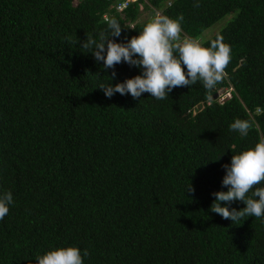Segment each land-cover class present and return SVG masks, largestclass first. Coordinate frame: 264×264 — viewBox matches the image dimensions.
Returning a JSON list of instances; mask_svg holds the SVG:
<instances>
[{
  "label": "trees",
  "instance_id": "16d2710c",
  "mask_svg": "<svg viewBox=\"0 0 264 264\" xmlns=\"http://www.w3.org/2000/svg\"><path fill=\"white\" fill-rule=\"evenodd\" d=\"M125 1L0 0V193L13 194L0 264H37L68 246L83 264H264V218L210 211L212 193L227 191L222 165L264 139V0H139L118 11ZM141 5L151 18L183 14L181 39L232 16L202 41L231 46L224 79L163 100L106 97L113 69L81 43L112 18L122 26L112 39L127 43L151 20ZM114 71L113 85L141 69ZM235 119L252 123L247 136L229 129Z\"/></svg>",
  "mask_w": 264,
  "mask_h": 264
},
{
  "label": "clouds",
  "instance_id": "9594fccd",
  "mask_svg": "<svg viewBox=\"0 0 264 264\" xmlns=\"http://www.w3.org/2000/svg\"><path fill=\"white\" fill-rule=\"evenodd\" d=\"M138 1L126 0L120 5L125 4L126 9L129 4ZM194 6L199 7V0ZM183 20V14L170 18L156 12L139 35L133 36L127 43H117L112 39L119 37L122 31V26L115 18L107 21L108 30L99 32L98 38L86 34L81 47L89 50L96 62L103 61L104 70L113 69L110 83L100 87L105 96L111 98L115 93H120L138 99L143 93H149L151 97L163 100L169 97L175 87L192 86L199 81L206 89H213L221 82L231 61V46L224 42L223 36H217L208 47L196 38L185 36L181 39ZM121 62L137 67L141 72L113 85L111 80L116 78L115 65ZM226 92L230 94V91ZM229 96L227 99L231 98ZM251 128L252 123L242 119H235L229 125L231 131L239 132L241 136H247ZM222 167L226 173L222 186L227 187V191L212 193L215 200L210 211L233 223L244 217L264 218V187H255L253 190L254 186L264 182V139L253 148L233 155L230 165L224 164ZM194 191V187L189 184L186 192ZM233 201H242L246 207L230 210L227 204ZM222 202H226L225 206H222ZM12 203L11 191L0 193V220L9 213ZM87 255L89 253L85 249L83 256ZM36 261L37 264H83L81 251L76 246L54 248L38 256Z\"/></svg>",
  "mask_w": 264,
  "mask_h": 264
},
{
  "label": "rangeland",
  "instance_id": "374dc122",
  "mask_svg": "<svg viewBox=\"0 0 264 264\" xmlns=\"http://www.w3.org/2000/svg\"><path fill=\"white\" fill-rule=\"evenodd\" d=\"M79 0H74V3L77 4ZM151 18V14L147 11H143L142 15L140 17V20L145 21L147 19ZM232 18V16H227L225 19L221 20L220 22H218L217 24H215L214 26H212L210 29H208L202 36V39L200 40L205 41L210 39L212 36H214L216 33H218L219 31H221V29H223V27H225L229 20ZM230 94H226L225 97L223 99H227L229 98Z\"/></svg>",
  "mask_w": 264,
  "mask_h": 264
},
{
  "label": "built area",
  "instance_id": "2783aa9c",
  "mask_svg": "<svg viewBox=\"0 0 264 264\" xmlns=\"http://www.w3.org/2000/svg\"><path fill=\"white\" fill-rule=\"evenodd\" d=\"M132 1H136V0H132ZM125 4H123V5H120V6H118L117 7V9L119 10V11H123L124 9H125ZM230 97V96H229ZM225 101V99H222V102H224Z\"/></svg>",
  "mask_w": 264,
  "mask_h": 264
},
{
  "label": "water",
  "instance_id": "95a60500",
  "mask_svg": "<svg viewBox=\"0 0 264 264\" xmlns=\"http://www.w3.org/2000/svg\"><path fill=\"white\" fill-rule=\"evenodd\" d=\"M218 98V94H216L215 96H214V99H217Z\"/></svg>",
  "mask_w": 264,
  "mask_h": 264
}]
</instances>
